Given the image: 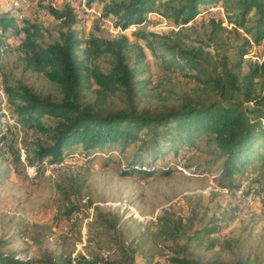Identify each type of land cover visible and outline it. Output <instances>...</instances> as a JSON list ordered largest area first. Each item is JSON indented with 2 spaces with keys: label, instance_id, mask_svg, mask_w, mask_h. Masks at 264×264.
Returning a JSON list of instances; mask_svg holds the SVG:
<instances>
[{
  "label": "rangeland",
  "instance_id": "rangeland-1",
  "mask_svg": "<svg viewBox=\"0 0 264 264\" xmlns=\"http://www.w3.org/2000/svg\"><path fill=\"white\" fill-rule=\"evenodd\" d=\"M74 1L82 6L83 11H88V19L82 18L79 11L70 5L71 0H0V16L14 15L19 21L25 20V27L31 24L37 27L36 38L42 45L59 41L61 33H74L82 40L90 37L113 40L141 30L154 32L175 51L200 49L202 63L213 75L220 73L218 61L226 57L238 74L239 86L249 72L250 63H264V46L252 45L251 51L243 57L241 67H237L238 47L245 39H249L250 44L254 42L244 29H235L227 19L223 22L224 29L215 32L207 20L196 18L183 26L174 25L152 11L141 23L123 28L103 14L104 3L101 1L92 5L87 0ZM221 5L211 10L221 11L224 17ZM52 9L59 13L71 9L76 20L73 17L71 24H64V18L55 17ZM254 18L253 13L250 19ZM13 30L15 33L5 34L0 29V113L4 115L0 127L7 134L6 144H0L2 252L25 261L34 260L45 251H54L72 258L83 254L120 262L123 248H131L136 251L135 264H146L151 259L150 264H165L169 257L183 254L181 248L185 240L179 238L173 243L153 236L156 225L147 222H157L164 213L173 221L181 222L186 230L191 225L188 233L198 235V238L191 237L185 254L206 261L220 253L228 263L240 258L264 264V205L260 197L254 199L251 196L252 204L239 197L238 190H241V195L250 196L245 195L244 186L230 193L219 184L222 160L206 144L207 136L204 134L195 136L193 146L182 149L175 158L169 156L173 154L161 155L156 163L146 159L142 162L145 167L138 164L142 169L153 170L149 175L138 172L126 174L130 172L128 163L137 151L138 142L125 150H121L118 144L100 148L93 155L75 149L58 162L45 158L38 170L28 165L27 151L33 152L38 142L37 132L15 122L3 90V81L7 80L11 85H26L41 96L49 95L54 99H59L60 94L55 84L42 73L24 69L21 52L24 33L17 28ZM130 40L134 46L129 52L130 62L133 63L138 51H143L147 71L141 78L149 81L136 101L138 110L153 109L162 103L177 104L186 97L199 101L220 98L206 84L197 83L191 76L196 74L194 70L169 68L168 63L158 57L159 48L153 52L145 38L135 35ZM108 59V56L101 55L88 64L107 71ZM200 76L206 78L205 75ZM87 89L93 100L96 86L90 83ZM241 98L239 91L223 100L232 104ZM108 100L112 109L126 108L121 93L110 96ZM246 105L252 106L250 103ZM42 121L45 124L55 122L46 116ZM256 152L264 158V143ZM251 168L254 169L253 177L262 179L260 171L264 173V170L256 164ZM253 189L256 191L257 188L254 186ZM66 197H71L78 206L68 215L70 221L63 218L64 207H71ZM99 212H109L117 217L115 229L98 224L96 216ZM54 215L60 220L54 219ZM213 223L220 227L218 232L206 234L196 231ZM23 232L27 233L26 237H22Z\"/></svg>",
  "mask_w": 264,
  "mask_h": 264
},
{
  "label": "trees",
  "instance_id": "trees-1",
  "mask_svg": "<svg viewBox=\"0 0 264 264\" xmlns=\"http://www.w3.org/2000/svg\"><path fill=\"white\" fill-rule=\"evenodd\" d=\"M97 1L104 3L103 14L113 18L123 28L132 23H141L152 11L174 25L183 26L196 18L207 20L215 32L224 29L223 22L227 19L235 29H244L254 44L264 46V0H87V3L92 5ZM174 2L176 4L172 5ZM219 4L224 9V17L221 11L211 10ZM52 12L55 17L64 18V24L76 20L71 9L66 13L53 9ZM253 13L255 18L250 19ZM15 28L24 33L21 42L24 69L42 73L55 84L60 94L59 99H54L49 95L41 96L26 85H11L7 80L3 81V90L15 115V122L37 132L38 142L33 152L27 151L28 165L38 170L45 158L58 162L75 149L93 155L100 148L118 144L121 150H125L138 142L137 151L128 163L130 172L126 174L138 172L149 175L153 170L141 168L144 160L156 163L161 155L165 157L169 154L175 158L182 149L193 146L195 136L204 134L207 136L206 144L222 160L219 184L230 193L244 186L245 195L254 199L260 197L264 205V173L260 171L262 179H255L254 169L251 168L256 164L264 170L263 155L256 152L264 143V63H250L249 72L239 86L238 74L226 57L218 61L220 73L213 75L203 65L200 49L175 51L174 47L160 40L161 35L154 32L141 30L117 36L113 40L98 37L82 40L74 33H61L59 41L42 45L36 38L37 27L32 24L25 27V20L19 21L14 15L0 16L2 33H15ZM135 35L145 38L153 52L159 48L158 57L167 62L169 68L194 70L196 74L191 76L197 83L206 84L220 98L199 101L186 97L177 104L162 103L153 109L138 110L136 101L149 81L141 78L147 71L145 53L138 51L133 63L130 62L129 52L134 48L130 38ZM250 51L249 39H245L237 49V67H241L243 57ZM101 55L109 57L107 71L88 64ZM90 83L96 86L93 100L88 96ZM239 91L240 100L232 104L224 103L223 98H229ZM118 93L126 102L124 109H112L109 104V97ZM44 116L53 118L55 122L45 124L42 121ZM3 117L0 113V126ZM6 142L7 134L0 127V144ZM68 200L71 207H64L63 218L70 221L68 215L78 206L71 201V197ZM54 219L60 220L56 215ZM96 221L101 227L113 230L117 217L109 212H99ZM149 222L156 225L153 236L173 243L179 238L185 240L181 248L183 254L168 258L171 264H260L255 260L240 258L228 263L220 253L203 261L184 253L191 237L198 238L197 234L188 233L191 225L186 230L181 222L173 221L164 213L157 222ZM219 229L213 223L196 231L213 234ZM26 234L23 232L22 237H26ZM30 239L38 241L34 237ZM1 246L3 244L0 242ZM174 251L177 252L176 249ZM135 252V249L123 248L120 262L83 254L72 258L54 251H45L38 258L25 261L0 250V264H135ZM150 262L152 259L146 264Z\"/></svg>",
  "mask_w": 264,
  "mask_h": 264
},
{
  "label": "built area",
  "instance_id": "built-area-1",
  "mask_svg": "<svg viewBox=\"0 0 264 264\" xmlns=\"http://www.w3.org/2000/svg\"><path fill=\"white\" fill-rule=\"evenodd\" d=\"M21 3H22V2H21ZM70 5H72L76 11H79L80 16H81L82 18L85 17L86 19H88V16H89L88 11H83V10H82V6H77V4H76V2H75L74 0H71ZM212 11H213V10H212ZM101 20H102V19H101ZM102 22H105V21L102 20ZM250 45L252 46V45H256V44H250ZM259 47H260V45H259ZM55 165H56V164H55ZM35 175H36V174H35ZM37 175H38V174H37ZM37 175H36V176H37ZM238 196H239V197H242V198L245 199V200H247L248 202H250V204L253 203V200H252V197H251V196H243V195H241V190H238ZM165 264H169V261H167V263H165Z\"/></svg>",
  "mask_w": 264,
  "mask_h": 264
},
{
  "label": "bare ground",
  "instance_id": "bare-ground-1",
  "mask_svg": "<svg viewBox=\"0 0 264 264\" xmlns=\"http://www.w3.org/2000/svg\"><path fill=\"white\" fill-rule=\"evenodd\" d=\"M77 6H78V4H77ZM169 264H171V263L169 262Z\"/></svg>",
  "mask_w": 264,
  "mask_h": 264
}]
</instances>
